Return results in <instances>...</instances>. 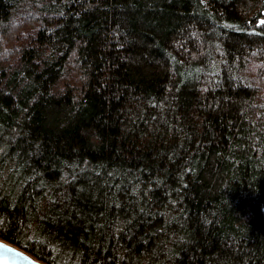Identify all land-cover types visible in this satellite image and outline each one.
Returning a JSON list of instances; mask_svg holds the SVG:
<instances>
[{"label": "trees", "instance_id": "1", "mask_svg": "<svg viewBox=\"0 0 264 264\" xmlns=\"http://www.w3.org/2000/svg\"><path fill=\"white\" fill-rule=\"evenodd\" d=\"M264 0H0V238L47 264H264Z\"/></svg>", "mask_w": 264, "mask_h": 264}, {"label": "water", "instance_id": "2", "mask_svg": "<svg viewBox=\"0 0 264 264\" xmlns=\"http://www.w3.org/2000/svg\"><path fill=\"white\" fill-rule=\"evenodd\" d=\"M0 264H47L25 249L0 238Z\"/></svg>", "mask_w": 264, "mask_h": 264}, {"label": "snow or ice", "instance_id": "3", "mask_svg": "<svg viewBox=\"0 0 264 264\" xmlns=\"http://www.w3.org/2000/svg\"><path fill=\"white\" fill-rule=\"evenodd\" d=\"M262 23H264V22H262Z\"/></svg>", "mask_w": 264, "mask_h": 264}]
</instances>
